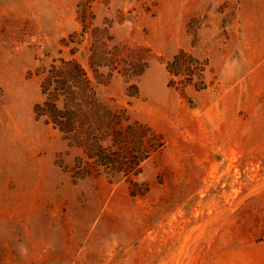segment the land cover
Wrapping results in <instances>:
<instances>
[{
    "label": "rangeland",
    "instance_id": "obj_1",
    "mask_svg": "<svg viewBox=\"0 0 264 264\" xmlns=\"http://www.w3.org/2000/svg\"><path fill=\"white\" fill-rule=\"evenodd\" d=\"M61 57L104 104L74 139ZM0 264H264V0H0Z\"/></svg>",
    "mask_w": 264,
    "mask_h": 264
},
{
    "label": "trees",
    "instance_id": "obj_2",
    "mask_svg": "<svg viewBox=\"0 0 264 264\" xmlns=\"http://www.w3.org/2000/svg\"><path fill=\"white\" fill-rule=\"evenodd\" d=\"M185 55V51L179 50L174 59L185 63ZM167 67L169 72H172L170 63ZM192 74L194 73H189ZM41 91L45 100L37 103L38 114H46L47 120L61 131L72 132L73 139L79 136L78 131L86 129L93 106L99 109L104 105L97 95L95 85L90 81L87 70L73 57H61L59 62L53 60L43 68ZM96 142L98 147H103L100 137Z\"/></svg>",
    "mask_w": 264,
    "mask_h": 264
}]
</instances>
